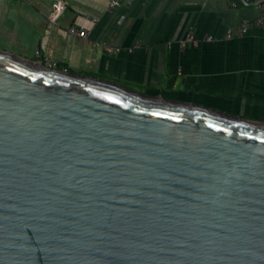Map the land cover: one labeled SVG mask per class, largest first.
Returning <instances> with one entry per match:
<instances>
[{
  "label": "water",
  "instance_id": "obj_1",
  "mask_svg": "<svg viewBox=\"0 0 264 264\" xmlns=\"http://www.w3.org/2000/svg\"><path fill=\"white\" fill-rule=\"evenodd\" d=\"M0 264H264V121L0 48Z\"/></svg>",
  "mask_w": 264,
  "mask_h": 264
},
{
  "label": "crops",
  "instance_id": "obj_2",
  "mask_svg": "<svg viewBox=\"0 0 264 264\" xmlns=\"http://www.w3.org/2000/svg\"><path fill=\"white\" fill-rule=\"evenodd\" d=\"M258 1L239 6L232 0H124L112 9L110 0H65L66 11L52 23V0H0V48L264 121V29L227 36L260 17ZM71 25L85 27L88 36H72ZM99 42L120 51H107Z\"/></svg>",
  "mask_w": 264,
  "mask_h": 264
},
{
  "label": "built area",
  "instance_id": "obj_3",
  "mask_svg": "<svg viewBox=\"0 0 264 264\" xmlns=\"http://www.w3.org/2000/svg\"><path fill=\"white\" fill-rule=\"evenodd\" d=\"M124 0H110L109 7L114 9L118 8L123 5ZM235 4V3H234ZM262 5V13L259 18H257L255 21H246L244 22L239 28L235 30H230L227 34L229 38L235 37V36H244L246 35L249 30L253 26H257L264 29V2L261 3ZM51 12L49 15V20L52 23H56L58 19L64 14V12L67 9V4L65 0H52L51 2ZM69 33L76 37V38H83L88 36V30L83 26H77V25H71L68 29ZM188 39H193L192 36H189ZM97 46H102L107 51H120V48H116L108 44L107 42H99L95 43ZM44 63L45 66L51 68V69H59L63 71H68L67 68H62L58 61L53 60L51 58H44L43 60H40Z\"/></svg>",
  "mask_w": 264,
  "mask_h": 264
},
{
  "label": "trees",
  "instance_id": "obj_4",
  "mask_svg": "<svg viewBox=\"0 0 264 264\" xmlns=\"http://www.w3.org/2000/svg\"><path fill=\"white\" fill-rule=\"evenodd\" d=\"M234 3H235V5H246V4H248V3H250V2H256V1H258V0H232Z\"/></svg>",
  "mask_w": 264,
  "mask_h": 264
}]
</instances>
